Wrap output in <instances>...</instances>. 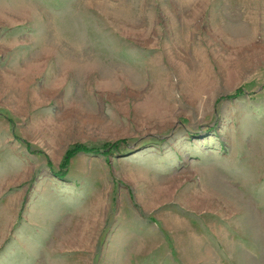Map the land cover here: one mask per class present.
Segmentation results:
<instances>
[{
	"label": "rangeland",
	"instance_id": "rangeland-1",
	"mask_svg": "<svg viewBox=\"0 0 264 264\" xmlns=\"http://www.w3.org/2000/svg\"><path fill=\"white\" fill-rule=\"evenodd\" d=\"M0 264H264V0H0Z\"/></svg>",
	"mask_w": 264,
	"mask_h": 264
},
{
	"label": "trees",
	"instance_id": "trees-1",
	"mask_svg": "<svg viewBox=\"0 0 264 264\" xmlns=\"http://www.w3.org/2000/svg\"><path fill=\"white\" fill-rule=\"evenodd\" d=\"M244 91H242V88H236L233 92L229 93L226 97H234V96H241ZM10 120V119H9ZM10 122H12L10 120ZM118 141L112 142V143H104L101 146L95 145L91 146L86 143H78L75 142L68 146V148L65 150V154L62 156V160L60 163V170L57 171V175L63 176L66 174V169L69 167L70 159L75 155L82 152H92V153H100L103 152L105 154L111 153L113 148H115L118 145ZM28 146V144H27Z\"/></svg>",
	"mask_w": 264,
	"mask_h": 264
}]
</instances>
